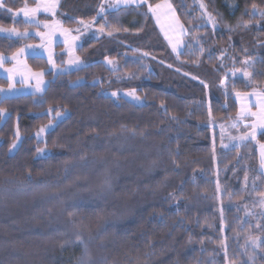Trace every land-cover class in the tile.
I'll return each mask as SVG.
<instances>
[{"label": "trees", "instance_id": "1", "mask_svg": "<svg viewBox=\"0 0 264 264\" xmlns=\"http://www.w3.org/2000/svg\"><path fill=\"white\" fill-rule=\"evenodd\" d=\"M171 1L188 30L180 55L147 4L61 0L65 25L94 22L106 32L81 37L85 66L56 72L45 56H30L46 71L45 91L0 93V264H264V212L256 229L243 208L250 176L254 198L264 193V131L225 147L218 129L237 120L235 93L264 89V0H203L215 27L201 0ZM5 3L15 12L24 0ZM33 27L0 8V28L27 32H0V54L23 49ZM64 47L57 64L68 60ZM133 89L144 103L124 95ZM76 233L84 244L65 243ZM249 237L261 241L255 263Z\"/></svg>", "mask_w": 264, "mask_h": 264}, {"label": "rangeland", "instance_id": "2", "mask_svg": "<svg viewBox=\"0 0 264 264\" xmlns=\"http://www.w3.org/2000/svg\"><path fill=\"white\" fill-rule=\"evenodd\" d=\"M147 3L150 4L149 0H147ZM169 3L175 9L171 0H166L162 2L160 4L162 5V7L158 11L159 21L157 20L156 16H153V14L148 11V8L146 10L149 14L152 15L155 22L160 26L161 29L159 28V30L162 36L165 38L168 46L172 49V51H173L172 45L176 44L177 41H180V43L177 44V51H175L176 53H179L184 49L185 35L188 33V30L184 33H181V29L175 23V20L172 17V13L166 7V4ZM60 4H61V0H58L57 6L51 12L41 10L36 14L34 21L30 23L34 26L32 28L33 30L30 33L35 38H33L32 41L26 43V45L23 48V51L19 50L17 53L11 55L0 54L6 57L3 66L0 67V89H3V91H0V93L2 94L3 97H13V96H19L29 93H42L46 89L48 85V80L46 78V71L34 69L29 63L30 56H45L46 58H48L49 63L51 64L50 70L56 72L71 71L79 67L85 66L86 64L78 54V48L80 47L83 41L81 37L83 35L88 36L94 30H96V32L94 33L96 36H100L103 35V33H106V32H100L99 31L100 28H96L94 22H83L79 26H75V27L65 25L58 15ZM123 6L124 5L121 4L119 7H114V8H123ZM129 6H138V4H132ZM153 6H155V4ZM30 7H35V5ZM175 14L176 17L179 18L176 9H175ZM179 22L181 25L184 26L185 29H187L186 25L180 20V18H179ZM45 24H47L48 27H45L44 26ZM210 24L213 25L212 22H210ZM85 25H87V27H85ZM76 29H79V31H76ZM17 31L20 32L19 29ZM166 35L171 38V43L169 39L166 38ZM60 44H64L65 46L64 47L65 49L61 50L60 53H65L66 55L69 56L65 65L57 64L58 62L56 60L57 51L59 49ZM13 56H15V59H13ZM70 61L73 62L70 63ZM116 68H118V65H116ZM37 72H43L42 80L44 81V83L40 85L42 89V91L40 92L36 91L37 78L33 75L34 73ZM251 74H252L251 80H253V73ZM9 84L13 85V88L11 90H9L8 87ZM131 91H125L124 95L130 100H133L137 103L142 104L145 102L141 98L139 101H137L134 99L133 96L127 95V93ZM135 95L138 96L136 92ZM249 104L246 105L249 106ZM234 122L236 124L235 127L232 126ZM252 123H253V119L249 117L248 119L245 120H233L229 124L222 125V127L218 126L220 132L221 130L223 131L221 133L222 136L221 144L225 147H238L247 143L250 140H254L252 138H249L241 142L239 140L232 139V137L239 136L241 132H244L242 128H244L245 125H247L248 130H250ZM234 128H236L237 131ZM258 130L259 127H257L256 129V133L258 132ZM247 186H248V195L246 202H244L243 205L245 211L244 218L248 223L247 224L248 226L258 229L259 228L258 218L260 217V213L264 212V205L260 203L259 199H256L253 196V191L255 189V180L253 176L249 177ZM241 203L234 202L233 204H231L227 202L225 203V206L237 207L239 205L237 208L238 210H240L242 208ZM256 239H257L256 245H253L251 241H248V245L245 249L246 257L249 258V261L251 263H255L256 258H258L262 252L261 241L258 238Z\"/></svg>", "mask_w": 264, "mask_h": 264}, {"label": "snow or ice", "instance_id": "3", "mask_svg": "<svg viewBox=\"0 0 264 264\" xmlns=\"http://www.w3.org/2000/svg\"><path fill=\"white\" fill-rule=\"evenodd\" d=\"M58 4V0H37L35 7H29L27 0H24V5L22 8H20L19 10L13 12L12 8H8L6 6L5 0H0V8H4L6 9L7 12L12 13L14 16H19L21 15V13L23 14V16L25 17V19L29 22L32 23L35 19V16L38 12H40L41 10L43 11H47V12H51ZM121 4H123L125 7L132 5V4H138V5H143V4H147V8L148 11L151 12L153 14V16H156L157 20L159 21V16H158V11L159 9L162 7V5L157 4L155 6H153L152 4H148L147 0H114V3H109L108 7L109 8H113V7H119ZM166 7L168 8V10L172 13V17L175 20V23L180 27L181 29V33H184L187 31V29L184 28L183 25L180 24L179 22V18L176 17L175 14V9L173 8V6L169 3L166 4ZM199 7L203 10L202 11V16H205L208 18V20L210 22L213 23V26L215 27V16H213L212 13L207 11V5L203 3V0H201ZM252 8L254 9V12L252 13V15L256 14V8L257 6L255 4L252 5ZM105 12V7L103 5H101L100 7V11L98 13V15H100L101 13ZM54 14V13H53ZM259 15L261 19H264V10H260L259 11ZM81 23H83V21H81ZM45 27H48L47 24L44 25ZM85 27H87V25H85ZM237 28H247L248 24L247 23H243V24H238L236 26ZM76 31H79V29H76ZM100 32H104V28L101 27L99 29ZM120 31V29H116L115 33H118ZM124 31H127L126 29ZM229 31H235V29L230 28ZM0 32H10V33H15L18 36H23V35H27V32L25 33H20L17 31V29L15 28H11V29H5V28H0ZM112 31H109L107 34L108 36H113L115 34ZM166 38L169 39L170 43H171V38L168 37L166 35ZM198 39V38H197ZM180 41H177L176 44H173V51H177V44H179ZM188 47H192L191 44L188 45ZM21 51H23V49H21ZM178 55L182 54V53H177ZM6 57H4L3 55H0V67L3 66V63L5 61ZM13 59H15V56H13ZM78 59V58H77ZM73 61H70V63H72ZM109 63H112V61H109ZM243 63L247 64V61H244ZM36 78H37V87H36V91L40 92L42 91L40 85H42L44 83V81L42 80V76H43V72H37L33 74ZM251 73L245 72L244 76L246 78H248L249 83H253V81L251 80ZM194 79H196V77H193ZM202 84H204L203 81H201ZM205 87H207V85H204ZM9 90H11L13 88L12 84H9ZM0 91H3V89H0ZM113 96H116L117 93L113 92L112 93ZM127 95L133 96L135 100L139 101L140 97L135 95V89H133L131 92L127 93ZM235 95L238 98H241L242 100H247L249 97L251 96H255L256 97V107H257V111L253 112L252 109L250 107H248L246 104H242L241 110L240 112L237 114V120H245L248 119L249 117L253 118V123L251 125L250 130L248 131H244L241 132L239 136L236 137H232V139L234 140H239L241 142L252 138L255 139V134H256V129L257 127L259 128H264V89H254L252 92H248V93H235ZM5 109L0 108V115H3V113L5 112ZM51 111V110H50ZM57 116H60V113L56 114ZM50 126V125H49ZM233 127L236 126L235 122L232 125ZM245 127H248L247 125H245ZM45 128H41L40 132H44ZM16 138L19 139V130L17 128V132H16ZM17 147L16 143L14 142L11 145V149H15ZM261 148L264 149V145H261ZM43 149H37V152H42ZM261 167L264 168V153H262V160H261ZM247 179V177L245 178ZM218 190H219V185H218ZM260 196L262 197V199L260 200V203L262 205H264V193H260ZM249 240L251 241V243L253 245L257 244V239L249 237ZM79 242L81 244H84L85 241L82 237V235L80 233H76L75 234V240L73 241H66L65 243H76ZM63 247V245H62ZM227 255V253H225Z\"/></svg>", "mask_w": 264, "mask_h": 264}, {"label": "crops", "instance_id": "4", "mask_svg": "<svg viewBox=\"0 0 264 264\" xmlns=\"http://www.w3.org/2000/svg\"><path fill=\"white\" fill-rule=\"evenodd\" d=\"M164 1H166V0H164ZM164 1H162V2H164ZM162 2H160V3H157V4H161ZM157 4H155V5H157ZM143 5H145V4H143ZM174 5V4H173ZM138 6H142V5H138ZM138 6H127V7H138ZM123 7H125V6H123ZM177 12V11H176ZM178 14V13H177ZM151 15V14H150ZM152 16V15H151ZM153 18V17H152ZM153 20H154V18H153ZM154 22H155V20H154ZM155 24H156V26L158 27V29L160 28V26L155 22ZM161 29V28H160ZM160 31V30H159ZM186 36V35H185ZM165 39V38H164ZM185 45H186V38H185ZM185 45H184V47H185ZM170 48V47H169ZM171 49V48H170ZM172 50V49H171ZM174 52V51H173ZM174 53H176V52H174ZM180 53V52H179ZM177 54V53H176ZM45 91V90H44ZM248 92H252V91H247V92H239V93H241V94H243V93H248ZM43 93V92H42ZM236 99H237V101H238V103H239V106H240V110H241V107H242V104H249V106L248 107H250L251 109H252V111L253 112H255V111H257L258 109H257V107L255 106L256 105V103H257V101H256V97L255 96H251V97H249L247 100H242L241 98H238L237 96H236ZM255 101V102H254ZM252 102H254V103H252ZM251 118V117H250ZM253 119V118H252ZM264 131V128H259V130H258V132L255 134V137H258L262 132ZM261 145H264V143H262ZM261 145L259 146V169H260V171L264 174V168H262L261 167V160H262V153H264V149H262L261 148Z\"/></svg>", "mask_w": 264, "mask_h": 264}]
</instances>
